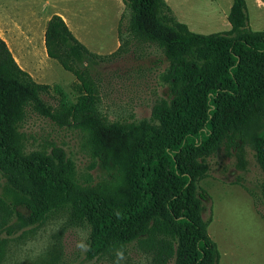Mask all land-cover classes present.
Masks as SVG:
<instances>
[{
  "label": "trees",
  "instance_id": "16d2710c",
  "mask_svg": "<svg viewBox=\"0 0 264 264\" xmlns=\"http://www.w3.org/2000/svg\"><path fill=\"white\" fill-rule=\"evenodd\" d=\"M122 1L135 42L158 48L169 62L162 77L169 98L154 105L149 119L110 122L99 110L91 66L118 52L92 53L61 16L51 17L45 47L78 82L71 102L59 86L38 83L23 70L0 36V214L34 227L68 209L89 230L90 260L137 247L150 264H219L200 182L209 176L207 159L220 150L246 169V146L264 173V31L247 29L245 0H233L230 32L210 35L178 22L166 0ZM52 92L56 107L44 100ZM29 111L85 132L111 182L80 185L63 148L26 153L19 128ZM259 200L264 205V183Z\"/></svg>",
  "mask_w": 264,
  "mask_h": 264
},
{
  "label": "rangeland",
  "instance_id": "374dc122",
  "mask_svg": "<svg viewBox=\"0 0 264 264\" xmlns=\"http://www.w3.org/2000/svg\"><path fill=\"white\" fill-rule=\"evenodd\" d=\"M172 16L190 31L228 34L233 0H166ZM247 29L264 31V0H245ZM58 14L75 37L92 53L110 56L91 66L99 85L102 115L110 122L149 119L154 105L169 98L163 80L169 66L156 47L140 45L128 32L129 11L121 0H0V36L19 66L42 84L59 86L76 102L75 76L48 57L44 45L49 19ZM46 104L56 107L59 97L52 92ZM26 153H50L63 148L75 163L76 180L84 187L111 182V173L101 167L87 146L86 133L62 127L31 111L20 126ZM253 148L246 146V169L224 150L207 159L209 176L200 182L208 196L205 219L220 251L219 264H264V205L259 200L264 173ZM242 185L253 193L250 194ZM0 229L6 240L0 264H150L137 247L90 260L87 258L89 230L77 226L69 210L52 213L41 226L23 227L0 214ZM7 229L12 234L8 235Z\"/></svg>",
  "mask_w": 264,
  "mask_h": 264
},
{
  "label": "crops",
  "instance_id": "0c3cea01",
  "mask_svg": "<svg viewBox=\"0 0 264 264\" xmlns=\"http://www.w3.org/2000/svg\"><path fill=\"white\" fill-rule=\"evenodd\" d=\"M89 1V5H93V2H94V0H88ZM122 1V0H121ZM122 3H123V1H122ZM123 5H124V3H123ZM55 15H58V14H55ZM60 16V15H59ZM63 18V17H62ZM51 19V18H50ZM49 19V20H50ZM63 19H65V18H63ZM49 22V21H48ZM47 28V27H46ZM72 31V30H71ZM73 33V32H72ZM44 45H45V40H44ZM47 51V50H46Z\"/></svg>",
  "mask_w": 264,
  "mask_h": 264
}]
</instances>
